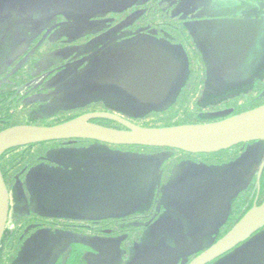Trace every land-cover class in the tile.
<instances>
[{"label":"flooded vegetation","instance_id":"obj_1","mask_svg":"<svg viewBox=\"0 0 264 264\" xmlns=\"http://www.w3.org/2000/svg\"><path fill=\"white\" fill-rule=\"evenodd\" d=\"M72 1L76 2L61 0V3ZM103 1H79L84 15L93 10L87 9L88 5L99 8L96 9L98 11H105L109 16L112 14L103 19L107 20L104 24L102 19L97 20L98 22L90 20L85 25L76 27L74 33L62 32L63 17L52 22L57 13L55 10L42 12L35 20L21 17L17 21L14 12H5L6 18L3 22L0 21V54L5 49L8 50L9 39L13 34L9 47L16 48L18 52L20 34L19 31L15 32L19 28L14 27L17 23L27 25L24 33L29 36L35 34V39L25 36L26 43L31 42L28 40H35V47L36 40H40L45 33L50 34V42L37 47L36 52L41 57L37 56L41 60L35 64V69L36 65L45 62L47 65L52 64V60L47 61V55L43 57L46 52L43 49L46 50L45 47L51 44L54 37L57 41L52 46L56 48L51 50L52 47L49 46L51 52L61 53L64 58L71 59L81 49L72 45L75 41L86 44V41L95 37L96 43L100 44L110 34L116 33L113 40L121 46L104 55L98 53L96 56H99L97 59L101 60V64L96 67V71L101 68L103 57L110 52L149 42L169 50L171 48L168 46L176 47L178 58L172 49L170 51L182 65L179 79L184 69L186 70L185 66H188L187 77L181 86L201 87V97L207 98L196 99L197 105L202 108V118L231 117L241 113H236L237 109L247 107L245 100L252 105L264 99V0H111L105 5ZM18 2H23L30 8L37 6L32 3L34 0L26 3L24 0H17ZM17 8L18 6L14 9ZM42 9L45 10L44 7ZM39 21L40 24L37 25L36 22ZM32 22L36 25L33 26ZM122 22L131 24V27L125 33H110L109 28L116 29ZM9 24H13L12 27ZM92 24L93 30L82 32L83 28ZM7 26L13 28V31L10 29L11 33L2 40ZM59 32L62 33L57 36ZM226 35L230 39L225 40ZM245 46L248 48L245 59L240 65L233 64L235 54ZM97 49L102 50L101 47ZM222 55H226L224 63ZM97 59L92 60L95 65ZM85 66L82 68L87 69L88 63ZM34 73L35 70L32 81L35 79ZM221 83L227 85L224 86L227 89L225 96L214 98L216 92L206 94V89L215 90ZM130 97L132 99H109V102L115 103L112 109L100 102L103 99L82 100L76 105H65L58 100L56 107L50 112L45 109V113L42 109L56 99H32L34 106L32 105L30 112L33 110L36 121L49 117L56 120L69 119L64 122L88 113L111 112L143 126L138 123V119L148 117L149 113L151 115V106L154 104H145L131 95ZM92 122L126 130L124 126L111 120L95 119ZM61 123L55 121V124ZM18 125L29 124L24 121ZM31 125L49 126L35 122ZM251 143L254 142L239 145H243L241 158L251 152L252 160L241 161L234 170L230 161L221 160L223 157L203 156L210 154H192L168 148L118 146L88 139L34 143L7 150L1 158V170L10 193V211L0 242V264H191L203 252L194 251V244L201 235L204 234L202 244L208 243L218 233H223L222 238L255 204L261 205L264 202V169L260 183L259 171L255 170L256 166L262 165L264 158L260 163L252 165L258 150L251 149ZM166 151H171L172 156L166 157L162 162L148 160V157ZM135 153L141 154L140 157H134ZM131 161H155L157 166L149 196L127 214L87 218L72 211L49 209L42 203L43 189L39 181L42 175H53L67 183L95 180L119 170L120 162ZM234 174L236 176L231 178ZM207 178L211 179L210 184L201 182ZM233 183L237 184V191L247 189L240 198L236 199L237 192L232 196L227 191ZM200 184H203L201 189ZM212 187L219 190L214 193V197L207 191ZM247 191H251L254 197L250 209L247 208ZM164 232H168L166 236L169 237L165 244L156 242L157 248L169 245L171 248L168 252L172 253L177 247L180 254H191L183 257L172 253L167 257L166 249H163L161 255L158 254L159 251L156 252L158 259L154 262L149 251L151 248H148L150 244L146 245V238ZM236 249L209 264L221 261L224 264L225 258Z\"/></svg>","mask_w":264,"mask_h":264},{"label":"water","instance_id":"obj_2","mask_svg":"<svg viewBox=\"0 0 264 264\" xmlns=\"http://www.w3.org/2000/svg\"><path fill=\"white\" fill-rule=\"evenodd\" d=\"M224 38L228 40L230 36ZM243 48L235 54L233 64L240 65L245 59L248 48ZM221 59L224 63L226 55H222ZM181 72L182 65L173 52L157 44L142 42L105 55L101 68L90 76L89 82L118 87L145 104L162 105L169 99ZM95 119L117 122L126 130L95 124L92 122ZM69 139L213 154L239 144L264 141V105L205 124L143 127L111 112H93L53 126L18 125L5 129L0 132V242L10 211V193L1 170L3 154L17 146ZM156 166L155 161L120 162L119 170L108 176L75 183L64 182L53 175H42L39 177L43 189L42 203L49 209L72 211L87 218L127 214L149 196ZM263 169L264 162L255 167L259 171L258 183ZM218 191L215 188L209 192L214 197ZM230 192L234 196L237 187L232 185ZM207 198L212 199L210 196ZM263 228L264 202L255 204L225 236L191 264H209L245 243ZM203 235L199 238L200 242Z\"/></svg>","mask_w":264,"mask_h":264},{"label":"rangeland","instance_id":"obj_3","mask_svg":"<svg viewBox=\"0 0 264 264\" xmlns=\"http://www.w3.org/2000/svg\"><path fill=\"white\" fill-rule=\"evenodd\" d=\"M19 1H23V0H19ZM24 1H25V3L27 2L26 0H24ZM75 1L76 2L72 1V3L63 4V3H61V0H45V2L42 0H34V2H32V3H35V6L36 5L37 6L34 8H32V7L30 8V7L26 6L23 2L17 3V0H0V2L2 3V4H0V21H2V22L4 21L3 19L6 18V15H4V14L7 11H12L15 13L14 18L16 19V21L19 20L21 17L28 18L29 20L30 19L35 20L38 17H40V14L42 12L48 13L49 11L54 10L56 8V6H58L59 4H61V6H67L63 10H70V11L66 12V13H68V14L74 13L75 14V15L72 14L71 16H66L62 11H57L56 16H57V14H61V17L65 16L64 17L65 21H63L64 24L62 25V32L64 31L63 33H66L67 31L74 33L76 31V27H79L80 25L83 26V25H85V23L87 21H90V20L91 21L94 20V21L98 22L97 20L102 19L103 24H104V21L107 22V20H103V19H105L107 17H111L112 13L109 16L105 11H98L96 9H99V8H97V7L93 8L90 5L87 6V9H90V10L93 9L95 11L92 10V12L84 15L83 11L81 10V7H80V2H79L80 0H75ZM110 1L111 0H104L103 4L105 5V4L109 3ZM20 3L22 4V8H20ZM16 6H18V8L15 10L14 8H16ZM43 7H46L44 11L42 9ZM96 11H97V13H96ZM56 16H54L55 19L52 17V20L54 19L52 22H54V23L57 21V18L60 17L59 15L57 17ZM25 18H23V19H25ZM48 19H51V18H48ZM109 21H111V20H109ZM32 23H33V26H35L36 23H37V25L40 24V21L36 22V23L35 22H32ZM12 25L13 24H9V27H12ZM16 25H17L16 27L19 28V30L16 29L15 32L19 31L18 33L20 34L19 35L20 41L18 42V46H17V48H19V49L17 52L16 48L9 47L11 45L12 38L14 37V34H13L9 39L10 45L7 46L8 50L5 49L0 54V72L2 70H5L3 73L4 76H2L3 74L1 75L2 77L0 76L1 77L0 78V84L3 83L11 75H14L16 73V71H18L19 69L20 70L18 72H20L22 76H25L27 74L29 75V73H30L29 69H26V68L21 72V68L23 67L26 60H28V56L25 58H19V60L17 58L20 55H21V57H22V55L23 56L27 55V53L30 51L29 47L32 45L31 42L35 39V34H33L32 36H29L28 34H26V32L24 33V31H25V25L24 24H18L17 23ZM63 26H65V28H63ZM9 27H8L7 31L5 32V36H3V40H5L8 37V35L11 33L10 32L11 28H9ZM93 27H94V24L88 25V26H86V28H83L82 32L88 33L94 29ZM130 27H131V24L122 22L117 26L116 29L111 27V28H109V30H110V33L120 32V31H123L122 33H125ZM21 29L23 31H20ZM103 30H106V29H103ZM11 31H13V28L11 29ZM2 32L4 33V31H2ZM62 32H59L57 34V36L60 35ZM93 32H95V31H93ZM91 34H93V33H91ZM115 34H110L108 37H106L105 40L101 41L100 44L96 43L95 37L86 41L87 42L86 44H83V42L78 43L75 41L72 45L79 46V47H77L78 50H79V48H81V49L74 56V58H71V59H70V57L64 58L63 56H61V53L58 54L55 51L51 52V50H54L56 48V47L53 48V46H52V43L57 41L54 37V39H53L54 41L52 40L51 44L49 45L52 47L51 50L49 49V46L45 47L46 50L43 49V52L46 51V52H44L43 57H45L47 55L46 56L47 61L49 59L52 60L53 61L52 64L47 65V62H45L44 64L36 65V69H35V73H34L35 79L32 81V75H31V78H29L27 80L28 84L31 85L28 88V90L25 91L24 96H23V106L26 107L27 112L28 111L30 112V109L32 108V105H33L32 99H46V98L47 99H56V101L51 100V102L47 106H45L44 109H42V112H44V113L46 112V110L49 112L52 111V109H54L56 107V104H58V102H59L58 100L63 101V103L65 105H71V104L76 105V104H79L82 100L92 99L94 96H96L95 98L98 99V97H97L98 94H96L95 91L91 92L90 90H86L87 87L84 85L85 80H87L89 86L92 88V84H90L89 78L93 73L98 71V70L96 71V67L101 64V60L97 59L99 56H96V55H98V53L99 54L102 53L104 55V54L108 53L109 51L116 49V48L121 46L120 44L115 43V39L113 40V36L116 37ZM49 35H50L49 33H45L40 40H36L37 45H36V47L33 48V51L30 53V55L32 56V59L35 58V56L33 57V53L36 52V50L39 48L38 46H41L45 42L49 41V39H48ZM25 36L27 38L32 37L34 39L28 40L31 42L26 43L25 42ZM67 37L69 38V36H67ZM22 41H23V43L21 44ZM34 42H35V40L32 42L33 45H34ZM13 43H15L14 40H13ZM20 44H21V46H19ZM97 47L99 49L101 47L102 50L99 51L97 49ZM168 47L173 50V52L175 53V55L177 57L176 50H175L176 47L175 48L171 47V46H168ZM49 50H50V52H49ZM40 57H41V55H40ZM95 58L97 59V60H95L97 65H94V61H92ZM1 60L3 62H1ZM87 63H88V68L87 69L82 68V66L86 67L85 64L87 65ZM12 64H13V66L11 67L12 69L9 70L12 74L7 77V71L6 70ZM37 66H39V67L37 68ZM185 67L187 70L188 66H185ZM186 70L184 69V73L182 74L181 78L178 81L179 82L178 88L181 86V84H183V82L185 81V79L187 77L188 71H186ZM59 75H61L62 79H66V77L70 78L72 76H73V78H72V80L70 78V80L61 81V82L58 80H54V78L59 76ZM74 75H76V77ZM87 75H89V76H87ZM28 77L29 76H27V78ZM85 77H87V79L84 80ZM52 82H53V85H52ZM51 85L52 86L55 85L56 88L51 90V87H52ZM224 86H227V85L224 83H221L219 86H216L215 89L223 91L225 89ZM96 87H98L99 89H108L107 91L109 93H105L106 91L98 90L100 96H102L101 99H118V97H117L118 93L117 94L115 93L116 89H114V91H115L114 92L111 89L106 88V87H112V86H103L102 87V86L98 85ZM199 91H201V90H199ZM43 93H47V94H43ZM41 94H43V95H41ZM118 95L121 98V95L120 94H118ZM104 96H108V98H105ZM103 104L105 106H107V108L112 109V107H114L110 104H108V105H106L105 103H103ZM164 107L160 108L159 106H157V108H155V107H153V109L151 108L152 114L145 119L139 118L138 123L140 122L139 124H151V125L162 124L163 121L160 120V118L157 117L156 114L159 111H162L164 109ZM25 116H28V118L25 117L23 122L27 121L29 125L34 124V122H35V124L39 123V124H46L49 126H53V125H56L55 121L57 122L56 119H54V118L52 119L50 117L36 121L35 120V113L33 112V110H31V112ZM203 117L211 118L209 116H203ZM44 121H46V122H44ZM217 121H219V120H217ZM139 155H141V154L135 153L134 157H140ZM171 156H172V152L166 151V152H162L160 154L150 156V157H148V160H157L160 163L166 157L169 158ZM156 174H158V173H156ZM233 186H236V185H234V183H233ZM227 191L230 192V190H227ZM167 233L168 232H164L161 235H153L151 238L150 237L146 238V241H147L146 245L150 244L148 248H151V250H149V251H150V253H152L151 255H152L154 262L157 261V259H158L156 252L159 251L160 253H158V254L161 255L162 254L161 251L163 249H166L167 257L171 256L172 253H174L175 255L176 254L177 255H183V257H187L191 254V253H187V252L180 254L179 248H177V247L174 248V251L172 253H171V251L168 252V250H170V248H171L169 245L167 247L162 246V247L157 248L155 245L156 242H158L159 244L160 243H162V244L166 243V239L169 237V236H166ZM260 239H262L263 242L258 243V244L264 247V230L259 231L257 234H255V236L251 239V241H252V243L256 244V242ZM201 245H202V243L200 242V239H199L194 244V247H195L194 251L199 250L202 247ZM252 246H253V244L252 245L246 244V245L242 246L240 249L236 250L235 252H232L231 255H229L228 257L225 258L224 264H264L263 262L261 263L259 260V258L261 257L260 253H258V256H256V255L251 256L250 252L253 250L249 251V248H251ZM166 255H164V256H166ZM222 263L223 262L221 261V262L216 263V264H222Z\"/></svg>","mask_w":264,"mask_h":264},{"label":"trees","instance_id":"obj_4","mask_svg":"<svg viewBox=\"0 0 264 264\" xmlns=\"http://www.w3.org/2000/svg\"><path fill=\"white\" fill-rule=\"evenodd\" d=\"M66 7L67 6L58 5L54 9L55 11L54 10H52V11H54L56 13L57 11L63 10ZM69 11L70 10H65V11H62V12L66 16H71L72 14L75 15L74 13H71V14L66 13V12H69ZM58 15L61 16V14H57V16ZM64 17L65 16H63V18ZM64 21H65V18H64ZM61 25H63V24H61ZM16 26L17 25H15L14 27H16ZM26 26L27 25H25V27ZM31 44H30L31 46L29 47L30 51L27 53V55L26 56L22 55V57L20 55L17 58L19 60V58H25V57L28 56V60H26V62L24 63L23 67L21 68V72L25 68L29 69V71H30L29 75L27 74L25 76H22L21 73L18 72L20 69L18 71H16V73L14 75H11L12 73L9 70L12 69L11 68L13 66V64H12L6 70L7 71V77L10 76V75L11 76L8 77L3 83L0 84V132L4 131L7 127L9 128V127L17 126L18 124L23 123V120L26 117L25 115L28 114V112L26 110V107L23 106V96H24L25 91H27L28 88L31 86V85L28 84L27 80L29 78H31V75H32L33 71L35 70V64L38 63L41 60V58H39L37 56V55H40V53H37V52L33 53V57L35 56V58L32 59V56L30 55V53L33 51V48L35 46L33 45L32 42H31ZM94 65H95V63H94ZM3 73L4 72H0V76ZM89 75H87V76H89ZM2 76H4V74ZM27 76H29V77L27 78ZM74 76L76 77V75H74ZM70 78L72 80L73 76L70 77ZM70 78L62 79L61 75H59V76L55 77L54 80H58V81L61 82V81L70 80ZM85 79H87V77H85L84 80ZM52 85H53V82H52ZM84 85L87 87L86 90H90L91 92L95 91V93L98 94V96H97L98 99L102 98V96H100L98 90L106 91L105 93H109L107 91L108 89H99L98 87H96L98 85H92V88H91L89 86L87 80H85V84ZM178 85H179V82L176 83V85H175V87L173 89V92L171 93L169 99L162 105V107L165 106L164 109L162 111H159L156 114L157 117H159L160 120L163 121V123L160 124V125L143 124V126H146V127H170V126L188 125V124H205V123L216 122L217 120L220 121L221 117L220 118H217V117L216 118L215 117H211V118H204L203 117L202 118V116H201L202 108H200L197 105V100L198 99H207V98H202L201 97V93H202L203 88L194 87V86H185V85L180 86L178 88ZM55 88H56V86L54 85V86L51 87V90L55 89ZM106 88H109L112 91H114V89H116L115 90L116 92L115 91L114 92L116 94L117 93L120 94L121 98L132 99V97H130V95L128 93H125L123 90L119 89L118 87L112 86V87H106ZM199 90H201V91H199ZM226 90L227 89L225 88L222 92H220V90H216V89L215 90L214 89L213 90L212 89L211 90L206 89V91H207L206 94H210V92H212V94H213V93L216 92L214 94V98H216L217 96H221V95L225 96L224 93H226ZM217 92H220V93H217ZM43 94H47V93H43ZM43 94H41V95H43ZM118 94H117L118 99H121ZM95 97L96 96H94L92 99H97ZM104 97L108 98V96H104ZM108 100L109 99H103L100 102L106 103V105L110 104L112 106H115L114 102H109ZM244 103H245V105H247V107L237 109L236 113H240V112L242 113V111L251 110V108L254 109V107H259L261 105H264V99L258 101L255 104H252V105L249 104L248 100H245ZM233 104L236 106L235 103H233ZM153 107L157 108V106H155V105L151 106L152 109H153ZM162 107H160V108H162ZM152 109H151V111H152ZM149 116H150V113H149L148 117ZM226 118H228V115H227V117H224L223 119H226ZM137 119L138 118H136V120ZM223 119H221V120H223ZM66 120H69V119H66ZM66 120L57 119V121H59V123H61V122L63 123ZM242 146L243 145L234 146V147H232V148H230L228 150L222 151L220 153H215V154H210V155H203V156H207V157H210V158L223 157V159H221V160L226 159V161H230L232 163V170H234L235 167H238V165L240 164L241 161H243L245 159L252 160L251 159L252 158L251 152H247L245 154V156L243 158H241V156H242L241 147ZM250 147H251V149L256 148L258 150V154H256V156L253 158L252 165H254L256 163H260L263 160V158H264V141H258V142L251 143ZM235 161H237V162L234 165ZM235 176L236 175L234 174V175L231 176V178L235 177ZM234 185L237 186L236 183H234ZM262 188H264V183H263ZM245 190H247V189L243 188L240 191L238 190L237 194L235 193L236 194V199H237V197L240 198V195L243 194ZM246 194H247L246 202L248 203L247 208L250 209V207L253 204L254 197H253V195H251V191H247ZM254 196H255V194H254ZM236 199H235V201H236ZM263 230H261V231H263ZM218 234L215 235L213 238H211L208 243L202 244L201 245L202 247L199 249V252L204 251V249H208L210 246H212L214 243H216L220 239L221 235H223V233H220L219 235ZM251 239H249L248 241L243 243L242 246H244L246 244H248V245H252L253 244V246L251 248H249V251L253 250V251L250 252L251 256H254V255L258 256V253H260L261 257L259 258V260H260L261 263L262 262L264 263V247L258 244V243H262L263 242L262 239H260L258 241L256 240L257 241L256 244L252 243ZM242 246H240L238 249H240ZM238 249H236V250H238Z\"/></svg>","mask_w":264,"mask_h":264},{"label":"crops","instance_id":"obj_5","mask_svg":"<svg viewBox=\"0 0 264 264\" xmlns=\"http://www.w3.org/2000/svg\"><path fill=\"white\" fill-rule=\"evenodd\" d=\"M26 1H30V0H26ZM42 1H44V0H42ZM44 8H46V7H44ZM203 181H206V183H211V179H206V180H201V182H203ZM202 186H203V184H200V189L202 188ZM213 189H215L214 187H212V189H209V191H211V190H213Z\"/></svg>","mask_w":264,"mask_h":264},{"label":"bare ground","instance_id":"obj_6","mask_svg":"<svg viewBox=\"0 0 264 264\" xmlns=\"http://www.w3.org/2000/svg\"><path fill=\"white\" fill-rule=\"evenodd\" d=\"M30 1H33V0H30Z\"/></svg>","mask_w":264,"mask_h":264}]
</instances>
